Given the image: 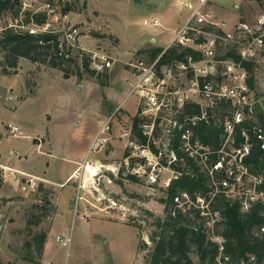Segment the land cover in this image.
I'll use <instances>...</instances> for the list:
<instances>
[{
  "label": "rangeland",
  "instance_id": "obj_1",
  "mask_svg": "<svg viewBox=\"0 0 264 264\" xmlns=\"http://www.w3.org/2000/svg\"><path fill=\"white\" fill-rule=\"evenodd\" d=\"M207 1L203 11H211L207 8L209 4L221 7L228 19L220 21L229 26L237 21L254 25L256 19L264 15V1ZM23 2L18 16L7 12L0 14V31L9 27L21 31L31 28L30 25L24 28L25 13L30 10L24 9ZM62 7L57 24L60 27L73 25L80 31L77 47L72 51L74 58L81 49L116 59L110 70L114 73V83L120 86L118 98L112 101L110 108L107 100L98 93L99 87L89 88L80 81L84 77L103 88L108 84L109 70H95L91 65L96 75L87 74L81 68L79 56L76 60L83 77L64 78L59 69L25 59H19L16 68H6L0 51V164H3L0 165V188L5 171L12 172L7 166H39L38 159L43 158L30 153L32 140L29 136L46 131L49 127L46 114H59L65 110L72 109L91 118L100 113L103 115V122L109 124V144L104 154H92L90 158L117 166L125 146V139H120L119 135L132 125L138 99L132 95L122 102L132 81L126 64L138 60L149 63L152 59L149 51L164 49L172 32L181 27L189 13L176 0H67L65 7L70 10L65 14ZM29 13L31 15V11ZM154 18L160 21L159 27L142 25V20ZM115 104H118L116 109ZM8 125L17 126L21 133L11 135ZM54 127L50 126L49 130ZM108 175L114 180L109 185L101 180L99 193L94 191L93 183L88 185L89 193L80 192L86 197H57L58 203L54 192L45 188L49 191L46 197L48 215L45 217L43 210L36 208L44 204L38 197V186L31 192L24 189L21 179V193H12L7 186L11 185L12 179L8 178L0 193V264H146L153 248L151 236L157 232L156 221L164 216L165 190L137 180L115 179L111 173ZM14 180L18 182L17 178ZM68 186L57 191L64 193ZM27 190L30 192L24 194ZM101 192L117 203L115 209L106 208L103 197H97ZM29 215L35 219L41 217V222L37 226L28 224ZM39 232L46 233L41 257L38 258L37 252L31 249L32 261L23 260L25 242H31ZM64 241L66 245H63ZM190 257L198 263L195 254Z\"/></svg>",
  "mask_w": 264,
  "mask_h": 264
},
{
  "label": "built area",
  "instance_id": "obj_2",
  "mask_svg": "<svg viewBox=\"0 0 264 264\" xmlns=\"http://www.w3.org/2000/svg\"><path fill=\"white\" fill-rule=\"evenodd\" d=\"M194 1L197 2L195 7L188 6L189 18L174 31L169 45L156 58L149 63L138 60L126 64L132 81L124 101L132 95L138 98L133 118L138 119L137 129L144 142L132 139L131 125L119 135L120 139H125L126 154L117 166L98 158L91 159L92 154H104L109 144V124L105 122L92 138L74 174L76 197H84L80 192L89 193L88 185L93 183L91 186L99 193L101 180L106 185L114 180L108 173L115 179L132 176L138 182L165 191L182 177L193 179L203 175L208 188L206 193L179 192L173 203L182 213L190 208L200 210L201 215L207 216V227L211 228L218 213L207 212L211 198L206 201L203 197L237 199L242 210L255 202L264 204V177L251 174L246 164L253 146L250 135L264 151V15L259 16L254 25L237 21L229 26L203 11L207 0ZM66 2H23L31 16L46 17L44 23L36 24L31 20L24 23V28L30 25L27 32L31 35H57L59 59L73 57L72 51L80 35L73 25L60 27L57 24L59 8L61 5L64 8ZM142 25L156 28L160 22L157 18L144 19ZM207 26L216 27L220 32H209L204 29ZM169 47L190 48L199 56L197 59L188 56L186 62L159 65ZM79 51L85 52L79 49L77 55ZM87 54L95 70H110L116 62L104 53ZM244 123L251 124L245 127ZM8 127L11 135L21 133L17 126ZM206 129H211L216 138L205 142ZM237 136L243 138L239 144ZM24 184V189L35 191L38 181L24 175ZM97 197H103L106 208L117 207L103 192ZM215 240L220 244V239ZM66 244L64 241L63 245Z\"/></svg>",
  "mask_w": 264,
  "mask_h": 264
},
{
  "label": "trees",
  "instance_id": "obj_3",
  "mask_svg": "<svg viewBox=\"0 0 264 264\" xmlns=\"http://www.w3.org/2000/svg\"><path fill=\"white\" fill-rule=\"evenodd\" d=\"M261 3L264 0H254ZM22 0H0V14L7 12L12 16H18ZM68 7L63 8L64 14L69 11ZM25 24L32 22L42 24L45 22V15H30L25 13ZM209 32H220L216 27H204ZM57 35L42 34L31 35L27 31L13 30L10 27L0 31V51L3 53L6 68H16L19 59L28 60L37 65H43L62 71L64 78L70 76L83 77V72L96 75L90 68L89 55L79 51L74 58L59 59L57 57ZM163 49L153 48L149 52L152 59L156 58ZM80 55L81 68L76 58ZM191 56L197 59L199 54L190 48L169 47L161 56L159 65L169 64L173 61L186 62V58ZM4 72L6 70L4 69ZM138 119L133 118L132 139L140 143L144 142L137 129ZM251 123H244L243 126H250ZM208 136H203L204 141H208L216 134L211 129H206ZM253 146L247 157L246 164L251 174L264 177V151L259 147L255 137L250 135ZM238 144L243 138L237 136ZM125 151L123 156H125ZM127 179L135 181L134 177ZM38 197L44 201L42 207L43 216L48 215L49 203L47 201V191L40 183L38 184ZM206 177L199 176L190 179L182 177L177 182L171 184L165 191L166 197L163 199V213L161 220L156 221L157 232L151 236L153 248L146 264H195L190 255L195 254L198 258L197 264H264V204L255 202L247 210H242L237 199L226 197H203L206 201L210 198L208 207L209 213H218V219L210 227H207V216L201 215L200 210L190 208L182 213L173 203V198L179 192L206 193ZM194 200L196 197H190ZM42 216V215H41ZM27 219L28 224L37 226L40 218ZM221 240L220 244L215 240ZM46 233H36L30 242H25L23 246L22 259L32 261L31 249L41 257ZM26 250V254H24Z\"/></svg>",
  "mask_w": 264,
  "mask_h": 264
},
{
  "label": "crops",
  "instance_id": "obj_4",
  "mask_svg": "<svg viewBox=\"0 0 264 264\" xmlns=\"http://www.w3.org/2000/svg\"><path fill=\"white\" fill-rule=\"evenodd\" d=\"M176 2L179 6H181L183 9H186L187 11L189 10L188 6L195 7L197 5V2L194 0H176ZM207 8L211 10L210 13H212L215 17H218V22H221L220 20L227 21L228 18L224 14L221 7L209 4L207 5ZM189 14L190 11L183 23H185V21L189 18ZM221 15L223 16V18H221ZM173 34L174 32H172V34L170 35L169 43L173 37ZM169 43L167 44V46L169 45ZM107 73L108 84H105L103 86L104 89L101 88V86L98 84L91 83V81H89L87 78L83 77V79L80 81L87 84V87L89 88L99 87V89L97 88L98 93L100 95H103L111 108L112 101L118 98V91L120 89V86L114 83V73H112L111 70H109ZM76 90H80V88H77ZM126 95L124 97H126ZM99 98H101V96H99ZM124 99L125 98H123V101ZM117 107L118 104H115L114 109H116ZM46 117L49 127L53 125H55V127L52 128V130H49L48 127L46 131L41 134L29 136L32 140V144L29 147L30 153H35L34 155L43 158L42 160L38 159V161L40 162L39 166H7V168H10L12 172L8 173L7 171H5V179L3 180V185L0 188V193L3 186L6 185L8 178L12 179L11 185H7L9 187V190H11L12 193H21L19 182L21 183V179L24 180L23 176L25 175L28 177L36 178L38 184L41 183L46 189L52 190V192H54V197H56V203H58L59 201L57 197L75 196L76 183L73 179L74 174L79 164L82 163L92 141V138L100 129V127L105 123L102 119L103 115H101L100 113L91 118L84 114H78L75 110L71 109L65 110L59 114H46ZM113 152L114 151H112L111 154ZM13 155L16 156V153H13ZM16 178L18 182L14 180ZM66 185H69V189L67 191H64V193H60L59 190L57 191V189L63 188V186ZM27 192L29 193L30 191H24V194ZM84 197L86 196L84 195Z\"/></svg>",
  "mask_w": 264,
  "mask_h": 264
},
{
  "label": "water",
  "instance_id": "obj_5",
  "mask_svg": "<svg viewBox=\"0 0 264 264\" xmlns=\"http://www.w3.org/2000/svg\"><path fill=\"white\" fill-rule=\"evenodd\" d=\"M97 78H99V74H97Z\"/></svg>",
  "mask_w": 264,
  "mask_h": 264
}]
</instances>
